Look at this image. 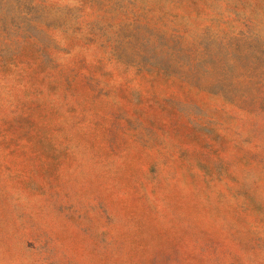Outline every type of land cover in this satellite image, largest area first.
I'll return each instance as SVG.
<instances>
[{
    "label": "rangeland",
    "instance_id": "obj_1",
    "mask_svg": "<svg viewBox=\"0 0 264 264\" xmlns=\"http://www.w3.org/2000/svg\"><path fill=\"white\" fill-rule=\"evenodd\" d=\"M0 264H264V0H0Z\"/></svg>",
    "mask_w": 264,
    "mask_h": 264
}]
</instances>
